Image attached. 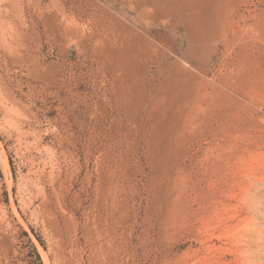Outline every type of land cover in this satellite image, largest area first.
<instances>
[{
    "label": "rangeland",
    "instance_id": "374dc122",
    "mask_svg": "<svg viewBox=\"0 0 264 264\" xmlns=\"http://www.w3.org/2000/svg\"><path fill=\"white\" fill-rule=\"evenodd\" d=\"M0 264H264V0H0Z\"/></svg>",
    "mask_w": 264,
    "mask_h": 264
},
{
    "label": "bare ground",
    "instance_id": "6f19581e",
    "mask_svg": "<svg viewBox=\"0 0 264 264\" xmlns=\"http://www.w3.org/2000/svg\"><path fill=\"white\" fill-rule=\"evenodd\" d=\"M146 1V0H145ZM9 14V13H8ZM28 23V22H27ZM29 24V23H28ZM16 26V25H15ZM13 27V26H12ZM18 27V26H17ZM26 27V26H25ZM64 28H65V26H64ZM67 30V29H66ZM14 31V30H13ZM13 33V32H12ZM12 43V42H11ZM22 52V51H21ZM13 53V52H12ZM3 96V95H2ZM5 103V102H4ZM8 103V102H7ZM17 105V104H16ZM11 106V105H10ZM13 106H15V105H13ZM19 108V107H18ZM53 171V170H52Z\"/></svg>",
    "mask_w": 264,
    "mask_h": 264
}]
</instances>
